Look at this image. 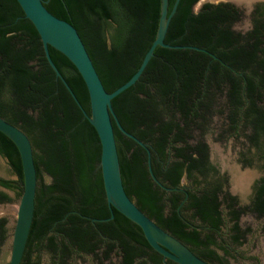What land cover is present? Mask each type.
<instances>
[{"label":"trees","instance_id":"1","mask_svg":"<svg viewBox=\"0 0 264 264\" xmlns=\"http://www.w3.org/2000/svg\"><path fill=\"white\" fill-rule=\"evenodd\" d=\"M55 17L73 25L81 36L107 90L112 93L137 72L157 37L162 0H45ZM181 0L165 43L190 49L158 47L143 76L113 101L123 128L148 146L156 178L177 189L195 174L204 179L201 194L179 207L183 193H168L149 173L148 153L114 123L125 191L150 219L180 240L199 258L219 259V180L211 177L208 135L217 141L244 139L264 162V17L248 34L232 30L239 13L230 5ZM176 0H169V14ZM51 57L72 91L91 114L87 87L61 53ZM0 117L27 134L38 173L35 217L21 264H37L41 250L54 264L94 255L105 264L113 251L121 264H160L163 257L142 230L114 209L111 217L101 171V142L62 81L47 62L34 25L17 0H0ZM0 157L7 159L17 181L0 185L24 192L22 161L15 144L0 133ZM243 159L252 163L246 153ZM51 179L50 183L45 177ZM0 193V204L11 203ZM195 208L208 234L192 228ZM254 211L264 217V183ZM0 219V248L9 235ZM201 226V227H202ZM232 241L241 244L238 225ZM226 253H229L226 251ZM144 260V261H141ZM139 261V262H138ZM168 264H176L168 261Z\"/></svg>","mask_w":264,"mask_h":264},{"label":"water","instance_id":"2","mask_svg":"<svg viewBox=\"0 0 264 264\" xmlns=\"http://www.w3.org/2000/svg\"><path fill=\"white\" fill-rule=\"evenodd\" d=\"M17 2L21 6L25 17L34 25L40 35L47 62L55 72L57 81L63 82L84 116L98 133L102 148L100 166L111 217L105 220L93 219L92 222H107L114 219L115 209L142 230L148 244L164 259H168L176 264H210L195 255L189 247L180 240L158 226L157 223L141 211L136 202L128 196L123 184L114 130L115 123L125 136L134 140L147 151L148 168L151 178L158 186L169 191L170 189H167L156 178L153 172L150 149L146 144L123 128L113 108V101L140 80L158 47L207 52L198 47L173 46L165 43L171 20L176 14L181 0H176L170 14L169 0H162L160 23L155 41L146 53L137 72L128 82L112 93L107 92L105 89L86 46L73 25L51 14L46 8L48 2L45 0H17ZM50 48L65 56L84 80L90 98V115L86 112L54 63L50 54ZM0 133L15 144L22 161L24 192L19 201L12 239V251L10 262L8 263L21 264L35 217L38 173L34 159V148L25 132L1 117Z\"/></svg>","mask_w":264,"mask_h":264},{"label":"flooded vegetation","instance_id":"3","mask_svg":"<svg viewBox=\"0 0 264 264\" xmlns=\"http://www.w3.org/2000/svg\"><path fill=\"white\" fill-rule=\"evenodd\" d=\"M248 1H250V3ZM206 4L232 6L239 13V20L233 24L232 30L241 33L243 35L248 34L253 30L255 19L264 17V0H220V1L216 0L215 2L213 1L206 2L205 4L202 5V7ZM218 142H223V141H218ZM206 143L209 147V164L216 168V173H214L213 171L211 177H213V179L216 181L217 179L219 180L217 184L215 183V186L221 185V191L218 193V197H219L218 201L220 203L218 208V212H219L218 217L220 218L221 221L220 231L218 232L219 233L218 240H219V245L221 244L223 247H225L224 250L220 249V247L218 246L211 247L214 251H216L219 259L212 261L210 264H236V262H239L240 259H242L243 261H250L251 259L252 262H254L256 261L255 258H248L245 256L236 257L234 251L237 248H242L245 245L246 240L248 239L250 234L254 232L255 228H262L264 232V217L260 218L257 212L254 211V204L258 194V188L264 183V162L262 164V168L260 171L253 170L254 161H252V163H249L243 158L241 159L238 166H236V169L239 170L240 173L243 174L249 173L252 176L251 180L248 183V187L245 193L243 194L239 191L234 190L232 169L230 170V168L229 169L227 168L226 171L224 172L213 163L211 145L207 141V138H206ZM244 144L247 148L250 147V144H248V142L244 141ZM184 180L188 182V185H184L183 183ZM184 180L182 181L179 188L177 189L167 188L170 190L169 191L166 190L168 193L174 191L176 193H183L186 195V198L180 201L179 207L184 206L187 203L191 204L193 200L191 199L189 192L191 194L200 195L201 190L204 186L203 183L204 179L200 177L198 174H195L194 179H191V181H188L187 179ZM12 181H17V177L16 180H12ZM0 193L7 195L10 199H12L10 193H14L18 198L17 189L9 190L0 185ZM8 204L10 203L0 204V207L6 206ZM195 213H196V209L191 208L190 214L192 216L191 218L192 228L202 231L204 235L208 234L209 227L202 226L203 222L200 221V218L198 216H194ZM236 225L239 226L240 233L242 235L240 239L241 242L240 245L232 241V237L236 235L235 232H232V229L236 227ZM6 228L8 229V220H7ZM226 251H228L229 253H226ZM84 258H91L97 264H99L98 261L95 259V256L92 254L85 255ZM116 259L117 262L115 261ZM121 261L122 258L119 257L118 259L116 256V252L113 251L110 255V259L106 260L105 264H121ZM141 261L144 260L140 259V262ZM168 261L170 260L163 258L160 264H168Z\"/></svg>","mask_w":264,"mask_h":264},{"label":"rangeland","instance_id":"4","mask_svg":"<svg viewBox=\"0 0 264 264\" xmlns=\"http://www.w3.org/2000/svg\"><path fill=\"white\" fill-rule=\"evenodd\" d=\"M208 1L215 2L216 0H202L196 7L195 11L198 12L203 4ZM220 1V0H219ZM207 141L211 145L212 161L224 172L226 169L236 167L240 163L243 153H246L249 158H252L253 170L260 171L263 162L256 158L254 155L255 150H248L244 144V139L229 138L223 142H218L215 136L208 135ZM243 174V173H242ZM249 174V173H248ZM0 178L5 180H16V176L9 162L0 157ZM45 181L51 182V179L46 176ZM184 185H188L186 180L183 181ZM12 202L6 206L0 207V218H6L8 220V235L7 242L0 249V264H8L10 262V256L12 251V239L14 232L15 219L17 218V211L19 207V201L14 193H10ZM8 211V212H6ZM236 257H248L255 258L256 261H243L240 259L236 264H264V232L262 228H255L254 232L250 234L246 240L245 245L242 248H237L235 251ZM39 262L37 264H54L51 254L46 250H41L37 255ZM117 262V259L115 260ZM69 264H97L91 258H83L72 260Z\"/></svg>","mask_w":264,"mask_h":264},{"label":"bare ground","instance_id":"5","mask_svg":"<svg viewBox=\"0 0 264 264\" xmlns=\"http://www.w3.org/2000/svg\"><path fill=\"white\" fill-rule=\"evenodd\" d=\"M250 3V1H248ZM247 2V3H248ZM232 169V174H233V182H234V190L239 191L241 193H245L248 183L251 180L252 176L248 173H240L239 170L236 169V167H231ZM8 212V211H6Z\"/></svg>","mask_w":264,"mask_h":264}]
</instances>
